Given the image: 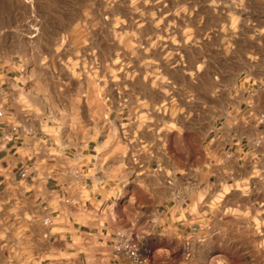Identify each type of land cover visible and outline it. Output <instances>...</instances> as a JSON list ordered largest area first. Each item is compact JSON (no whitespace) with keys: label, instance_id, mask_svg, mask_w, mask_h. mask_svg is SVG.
Segmentation results:
<instances>
[{"label":"rangeland","instance_id":"rangeland-1","mask_svg":"<svg viewBox=\"0 0 264 264\" xmlns=\"http://www.w3.org/2000/svg\"><path fill=\"white\" fill-rule=\"evenodd\" d=\"M9 65L50 142L99 145L91 175L145 203L208 160L235 84L264 72V0H0Z\"/></svg>","mask_w":264,"mask_h":264},{"label":"crops","instance_id":"crops-1","mask_svg":"<svg viewBox=\"0 0 264 264\" xmlns=\"http://www.w3.org/2000/svg\"><path fill=\"white\" fill-rule=\"evenodd\" d=\"M17 72L0 67V264H128L118 232L140 237L144 264H264V72L235 84L208 160L166 171L164 196L145 203L91 175L99 145L50 142L19 102Z\"/></svg>","mask_w":264,"mask_h":264},{"label":"built area","instance_id":"built-area-1","mask_svg":"<svg viewBox=\"0 0 264 264\" xmlns=\"http://www.w3.org/2000/svg\"><path fill=\"white\" fill-rule=\"evenodd\" d=\"M4 117L2 107H0V118ZM167 184H170L168 181ZM45 225H50L51 220H46ZM142 241L139 236L132 233L118 232L114 237L113 249L118 257H123L128 264H144L145 259L142 256ZM188 253L185 254V257Z\"/></svg>","mask_w":264,"mask_h":264}]
</instances>
